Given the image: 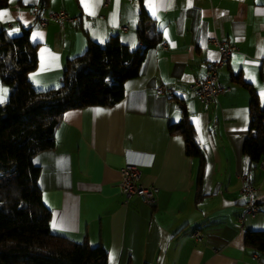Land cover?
Wrapping results in <instances>:
<instances>
[{
    "label": "crops",
    "instance_id": "obj_1",
    "mask_svg": "<svg viewBox=\"0 0 264 264\" xmlns=\"http://www.w3.org/2000/svg\"><path fill=\"white\" fill-rule=\"evenodd\" d=\"M37 5L9 0L0 8L7 10L0 31L17 35L30 28L38 60L28 78L36 89L57 86L66 60L82 54L88 40L103 44L117 35L138 45L136 0H49L42 12L63 9L76 20L46 26L31 12ZM145 8L162 40L125 82L124 97L111 106L67 110L54 147L35 157L50 229L101 245L107 264H264V255L243 239L248 230H264V167H254L242 150L250 94L236 80L249 83L264 104V0H145ZM213 37L234 46L218 70L230 91L205 105L188 86L218 58ZM158 87L164 91L156 95ZM9 93L0 80V104ZM182 113L205 154L202 198L195 197L198 159L185 153L182 135L169 132ZM128 161L139 164L141 183L157 187L154 205L118 191ZM244 182L254 186L262 209L240 222L248 202Z\"/></svg>",
    "mask_w": 264,
    "mask_h": 264
},
{
    "label": "trees",
    "instance_id": "obj_2",
    "mask_svg": "<svg viewBox=\"0 0 264 264\" xmlns=\"http://www.w3.org/2000/svg\"><path fill=\"white\" fill-rule=\"evenodd\" d=\"M40 7L49 0H39ZM138 45L130 47L117 35L103 43L88 40L84 52L66 60L60 83L36 89L28 75L37 67V46L30 41V28L11 35L0 31V80L10 89L0 104V264H107L101 245L75 242L50 229V211L39 186L41 167L36 155L55 145V131L69 109L88 105L111 106L125 95V82L136 77L146 55L162 40L155 19L136 0ZM9 0H0V8ZM249 90V129L242 150L254 167H264V104L256 90L240 77ZM169 125L180 134L185 153L198 159L195 197L202 198L205 154L185 113ZM244 245L264 255V230L244 233Z\"/></svg>",
    "mask_w": 264,
    "mask_h": 264
},
{
    "label": "built area",
    "instance_id": "obj_3",
    "mask_svg": "<svg viewBox=\"0 0 264 264\" xmlns=\"http://www.w3.org/2000/svg\"><path fill=\"white\" fill-rule=\"evenodd\" d=\"M31 12L40 26H46L50 22L58 24L73 23L76 20V17L69 15L63 9L42 12L40 6L37 5L31 7ZM210 41L217 47L218 58L211 61L207 65L204 74L199 78H194L188 86L189 92L205 105L215 103L220 94H225L230 91L229 86H225L219 81L218 70L234 51V46L228 44L225 40L213 37ZM163 46L165 47V43ZM163 91V87H158L155 90V94H162ZM260 165H262V163ZM121 173V179L117 187L118 191L123 194L126 199L132 196H138L148 205H154L156 203L158 189L154 185H145L141 183L142 171L138 163L132 161L126 162L121 169ZM241 189L242 192L248 196V202L246 203L244 212L238 216V220L243 222L244 214L248 213L255 216L261 211L262 207L253 200V185L244 182ZM191 236L197 238L199 236V231L196 230Z\"/></svg>",
    "mask_w": 264,
    "mask_h": 264
},
{
    "label": "snow or ice",
    "instance_id": "obj_4",
    "mask_svg": "<svg viewBox=\"0 0 264 264\" xmlns=\"http://www.w3.org/2000/svg\"><path fill=\"white\" fill-rule=\"evenodd\" d=\"M7 15V10L0 11V17H4ZM6 91V90H5ZM0 102H2V97H0Z\"/></svg>",
    "mask_w": 264,
    "mask_h": 264
}]
</instances>
